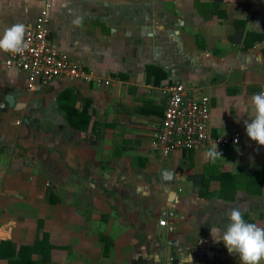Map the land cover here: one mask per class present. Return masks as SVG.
<instances>
[{
	"label": "crops",
	"instance_id": "obj_1",
	"mask_svg": "<svg viewBox=\"0 0 264 264\" xmlns=\"http://www.w3.org/2000/svg\"><path fill=\"white\" fill-rule=\"evenodd\" d=\"M42 9L60 50L105 80L30 90L0 52V247L46 233L51 264H240L210 229L233 207L264 227V146L245 131L264 91V0H0V34ZM171 80L208 96L211 139L240 133L215 163L213 142L154 147Z\"/></svg>",
	"mask_w": 264,
	"mask_h": 264
},
{
	"label": "built area",
	"instance_id": "obj_2",
	"mask_svg": "<svg viewBox=\"0 0 264 264\" xmlns=\"http://www.w3.org/2000/svg\"><path fill=\"white\" fill-rule=\"evenodd\" d=\"M26 29L28 48L23 55L6 53L4 65L22 71L26 75L28 89L35 90L58 78L79 79L96 85L104 82V76L86 68L55 44L46 9H42L34 23L26 26ZM159 88L165 100V108L153 145L163 156L174 150L199 149L213 141L220 147L239 143V132L230 137L210 138L208 96L190 95L184 82L179 80L166 81ZM174 216L172 209L161 208L158 225L173 230L174 223L171 220Z\"/></svg>",
	"mask_w": 264,
	"mask_h": 264
},
{
	"label": "clouds",
	"instance_id": "obj_3",
	"mask_svg": "<svg viewBox=\"0 0 264 264\" xmlns=\"http://www.w3.org/2000/svg\"><path fill=\"white\" fill-rule=\"evenodd\" d=\"M73 23L80 24L81 18H77ZM26 31V25L23 23H15L6 27L0 34V52L23 55L28 48ZM250 106L253 117L250 122L245 121L246 134L252 141L264 146V91L250 97ZM204 155L212 163L222 158L215 141ZM210 232L214 241L223 242L229 254L239 257L240 264H261L264 261V227L246 221L244 212L240 208L233 207L229 210L228 223L223 231L213 226ZM185 260L187 264H192L190 255L183 258L181 264H184Z\"/></svg>",
	"mask_w": 264,
	"mask_h": 264
},
{
	"label": "trees",
	"instance_id": "obj_4",
	"mask_svg": "<svg viewBox=\"0 0 264 264\" xmlns=\"http://www.w3.org/2000/svg\"><path fill=\"white\" fill-rule=\"evenodd\" d=\"M43 235L44 238H37L34 243L21 245L17 249L11 242H2L0 250L4 249V252L0 253V256L6 259V264H51L50 249L52 246L45 241L47 234Z\"/></svg>",
	"mask_w": 264,
	"mask_h": 264
}]
</instances>
